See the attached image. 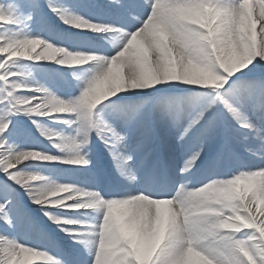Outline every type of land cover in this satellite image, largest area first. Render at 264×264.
<instances>
[{
    "label": "snow or ice",
    "instance_id": "6c2138e0",
    "mask_svg": "<svg viewBox=\"0 0 264 264\" xmlns=\"http://www.w3.org/2000/svg\"><path fill=\"white\" fill-rule=\"evenodd\" d=\"M0 264H264V0H0Z\"/></svg>",
    "mask_w": 264,
    "mask_h": 264
}]
</instances>
